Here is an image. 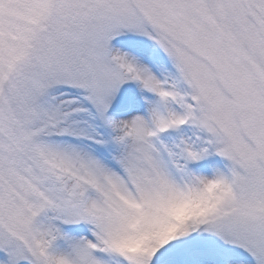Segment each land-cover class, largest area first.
<instances>
[{"label":"snow or ice","instance_id":"6c2138e0","mask_svg":"<svg viewBox=\"0 0 264 264\" xmlns=\"http://www.w3.org/2000/svg\"><path fill=\"white\" fill-rule=\"evenodd\" d=\"M0 264H264V0H0Z\"/></svg>","mask_w":264,"mask_h":264}]
</instances>
